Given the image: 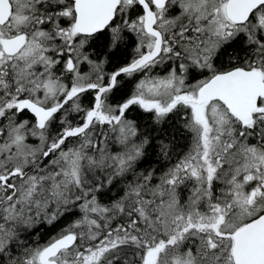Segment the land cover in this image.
Masks as SVG:
<instances>
[{
  "label": "snow or ice",
  "instance_id": "1",
  "mask_svg": "<svg viewBox=\"0 0 264 264\" xmlns=\"http://www.w3.org/2000/svg\"><path fill=\"white\" fill-rule=\"evenodd\" d=\"M0 264H264V0H0Z\"/></svg>",
  "mask_w": 264,
  "mask_h": 264
}]
</instances>
